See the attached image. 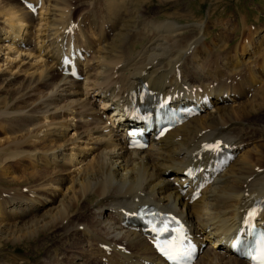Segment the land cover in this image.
I'll use <instances>...</instances> for the list:
<instances>
[{
  "label": "bare ground",
  "instance_id": "bare-ground-1",
  "mask_svg": "<svg viewBox=\"0 0 264 264\" xmlns=\"http://www.w3.org/2000/svg\"><path fill=\"white\" fill-rule=\"evenodd\" d=\"M147 9L139 0H0V97L24 103L0 116H21L22 143L40 144L25 153L37 184L0 209L24 225L0 219V238L61 235L67 243L46 248V264H168L134 219L147 205L186 226L199 249L194 264H250L233 247L256 202L253 221L264 228V139H244L264 112V51L219 52L205 45L203 24ZM72 52L81 78L64 71ZM166 100L201 113L129 149L131 114ZM224 154L232 158L219 165Z\"/></svg>",
  "mask_w": 264,
  "mask_h": 264
},
{
  "label": "rangeland",
  "instance_id": "rangeland-1",
  "mask_svg": "<svg viewBox=\"0 0 264 264\" xmlns=\"http://www.w3.org/2000/svg\"><path fill=\"white\" fill-rule=\"evenodd\" d=\"M139 2L148 8L147 13L156 15L158 18L165 17V13H176V16H172V18L179 17L175 20L180 24H203V32L206 30L205 33L210 37L205 45H218L219 52L241 53L246 44L251 45L256 50L264 51V39L259 38L264 34V32L262 33L264 31V0H167L164 2L160 0H139ZM198 30H195V32H198ZM256 59L254 62H259L257 64H260L262 59L259 57ZM256 67L258 68L259 65ZM257 74L263 83L259 95L264 97V74L259 69ZM19 104L20 102L14 99L11 94H6L0 97V112L10 111L9 113H12L13 111H19L24 103L21 101V104ZM97 105L99 106V104ZM6 116H0V209L3 208L6 199L13 196V194L23 196V193L32 187V184L35 186V183L38 182V177L35 176L36 170L33 168L34 164L28 160L25 153L40 144H35L30 146V148L26 143H22L26 138L27 131H22L18 128L19 124L23 123L21 116L20 118L18 116L7 118ZM250 120L252 121V126L250 125V128L247 127L248 129L245 130L246 136H244L248 146L256 145L264 139V112L251 117ZM16 140V146H14L15 144L13 143ZM19 141L22 145L18 143ZM10 142L12 145L9 144ZM21 152L23 153L21 154ZM12 154L14 155L11 156ZM16 154L19 158L15 157ZM219 180L220 176L214 186L218 185L217 182ZM8 215L6 214L0 219L3 222H8L10 226L12 224L20 226L13 227L21 230L24 223L22 221L18 222V218ZM2 221L0 222L2 223ZM20 237L18 236V238H12L11 240L0 238V264H46L47 249L51 250L56 246L61 248L67 243V240L62 239L61 235L56 237H53V235L49 237L40 235L34 238L33 236L26 238V235L25 237Z\"/></svg>",
  "mask_w": 264,
  "mask_h": 264
},
{
  "label": "snow or ice",
  "instance_id": "snow-or-ice-1",
  "mask_svg": "<svg viewBox=\"0 0 264 264\" xmlns=\"http://www.w3.org/2000/svg\"><path fill=\"white\" fill-rule=\"evenodd\" d=\"M29 7H31V5H29ZM219 147V142L216 145L206 146V148L212 151L219 150ZM255 214V209L250 210L248 212V219L250 220ZM247 222L246 220L245 223ZM164 230H167L166 226ZM153 231H156V229L153 228ZM157 247L169 260H172L174 264H182L184 258L191 255V246L185 247L183 240H173L166 243L164 246L157 245ZM251 259L253 264H264V237H262L261 241L258 243L256 255L252 256Z\"/></svg>",
  "mask_w": 264,
  "mask_h": 264
}]
</instances>
